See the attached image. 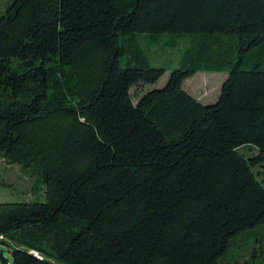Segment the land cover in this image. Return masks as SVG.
<instances>
[{
    "label": "trees",
    "instance_id": "16d2710c",
    "mask_svg": "<svg viewBox=\"0 0 264 264\" xmlns=\"http://www.w3.org/2000/svg\"><path fill=\"white\" fill-rule=\"evenodd\" d=\"M205 69L228 70L208 103ZM0 159L46 193L0 201L3 264H219L264 235V0H11Z\"/></svg>",
    "mask_w": 264,
    "mask_h": 264
},
{
    "label": "rangeland",
    "instance_id": "374dc122",
    "mask_svg": "<svg viewBox=\"0 0 264 264\" xmlns=\"http://www.w3.org/2000/svg\"><path fill=\"white\" fill-rule=\"evenodd\" d=\"M11 2V0H0V13ZM144 47L148 53L147 57L151 65H162L168 61L176 63V56H169L165 50H161L157 44L149 45L144 41ZM170 70L164 73L154 83H146L144 90L163 85ZM228 70L205 69L198 70L184 79V84L193 93L198 94L205 103L217 99L223 80L227 77ZM264 164V159L261 161ZM258 164V163H257ZM262 170L259 177L264 178V166H254ZM0 179L10 185L0 183V201H31L45 200L44 183L37 184V177L27 175L19 163H5L0 159ZM264 184V181H263ZM236 246L231 247L227 255L219 259V264H264V235L259 229L245 230L237 234ZM4 255L8 257L11 264V257L7 250ZM0 264L3 261L0 257Z\"/></svg>",
    "mask_w": 264,
    "mask_h": 264
}]
</instances>
